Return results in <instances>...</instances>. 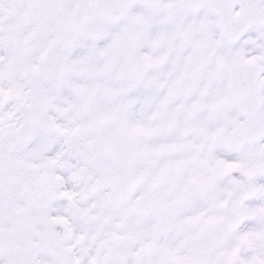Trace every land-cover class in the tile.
Instances as JSON below:
<instances>
[{
  "label": "snow or ice",
  "instance_id": "obj_1",
  "mask_svg": "<svg viewBox=\"0 0 264 264\" xmlns=\"http://www.w3.org/2000/svg\"><path fill=\"white\" fill-rule=\"evenodd\" d=\"M0 264H264V0H0Z\"/></svg>",
  "mask_w": 264,
  "mask_h": 264
}]
</instances>
